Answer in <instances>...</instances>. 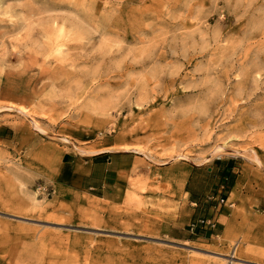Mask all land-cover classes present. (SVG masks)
Returning a JSON list of instances; mask_svg holds the SVG:
<instances>
[{
  "label": "rangeland",
  "instance_id": "374dc122",
  "mask_svg": "<svg viewBox=\"0 0 264 264\" xmlns=\"http://www.w3.org/2000/svg\"><path fill=\"white\" fill-rule=\"evenodd\" d=\"M106 156L108 197L58 196ZM227 160L261 215L264 0H0V264H264L243 207L204 243L166 235Z\"/></svg>",
  "mask_w": 264,
  "mask_h": 264
},
{
  "label": "crops",
  "instance_id": "0c3cea01",
  "mask_svg": "<svg viewBox=\"0 0 264 264\" xmlns=\"http://www.w3.org/2000/svg\"><path fill=\"white\" fill-rule=\"evenodd\" d=\"M104 152V151H102ZM109 152V151H107ZM103 157L96 158L95 161H79L76 160L71 169V173L67 179V181H59L57 182V192L58 196H62V193H67L73 197H79L87 195V197H93V199H105L110 195V190L106 192V179L111 175V172L108 171L110 168L109 165L113 163L111 160V156H106V160H103ZM221 160V159H219ZM109 166V167H108ZM102 167L106 168V176L105 181L94 182L93 173L99 171ZM235 167L232 166L228 160L224 163L223 161L217 162V166L214 171L213 180L215 176V182L213 181V200L207 201L210 205L207 208V212L204 217H210L213 221V227L202 226L199 225L194 230H184L185 227H189L190 218L185 220L182 212L181 205H179V209L177 214L173 219L168 218L166 220L167 228L166 235L172 240H191L199 243H204L206 239L210 237H215L218 234H223L228 231V226L233 224L234 222V209L243 207L245 210V214L250 217H258L264 218V212L261 215H258L252 205H248L240 201V191H238V182L241 181L240 174L233 176L232 173L235 172ZM61 174V169L57 172V176ZM234 177V178H233ZM230 178V179H229ZM232 181V186H229ZM83 182L87 183V187H83ZM88 190H96L101 194H90ZM243 193V190L241 191ZM184 194L191 195L188 190H184ZM242 195V194H241ZM224 197L226 198L225 203H219L218 198ZM190 204L195 205L196 202L191 201ZM231 204V205H230ZM190 213L196 214L195 208L190 205L189 206ZM198 218L193 219V221ZM165 223V222H164ZM213 230V232H212Z\"/></svg>",
  "mask_w": 264,
  "mask_h": 264
},
{
  "label": "built area",
  "instance_id": "2783aa9c",
  "mask_svg": "<svg viewBox=\"0 0 264 264\" xmlns=\"http://www.w3.org/2000/svg\"><path fill=\"white\" fill-rule=\"evenodd\" d=\"M208 200L209 201L213 200V196H208ZM217 200L219 203H222V204L226 202V198L224 197H219ZM199 225L213 227V221L210 217L199 218L190 223L189 229L194 230Z\"/></svg>",
  "mask_w": 264,
  "mask_h": 264
}]
</instances>
